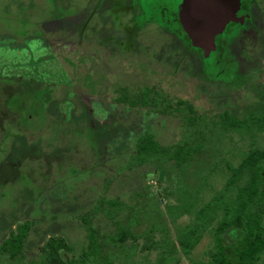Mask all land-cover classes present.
<instances>
[{"label": "trees", "instance_id": "1", "mask_svg": "<svg viewBox=\"0 0 264 264\" xmlns=\"http://www.w3.org/2000/svg\"><path fill=\"white\" fill-rule=\"evenodd\" d=\"M32 1L18 0L21 9L14 16L22 18L23 12H27L23 16L31 15L32 3L45 5L49 17L37 27L34 22L33 29L25 33L27 38H45V45L62 53V45H72L78 53L74 52L73 59L64 58L63 72L53 85L42 79L45 73L36 74L39 80L23 75L0 76V89H6L4 81L20 79L16 82L20 85L8 83L7 87L21 90L20 99H15L24 107H32L28 114L36 119L29 121L24 114V124L48 127L52 138L37 158L26 157L20 168H14L16 174L1 176L0 186L3 182L15 186L30 176L35 186L42 188L39 196L54 185H64L65 189L53 193L51 199L56 202L49 208L46 200L39 202L43 204L41 213L47 215L48 209L55 213L41 218L31 214L36 210V193L16 190L15 211L8 208L14 212L7 215L0 210V264H179V250L190 257L208 232L212 243L204 253L209 259L203 262L191 258V264H264V6L260 1H241L253 15L243 22H228L215 36V48L209 54L185 32L179 18L181 0L174 2L169 16L158 2L142 8L149 0H71L69 11L60 9L65 0ZM24 19V24L32 25L27 17ZM152 24L169 34L168 44L158 49L146 44L142 36ZM101 34L103 39H99ZM71 37H76L74 42ZM129 53L132 61L126 63ZM153 60L170 66L168 72L174 78L170 86H164L163 79L152 82L153 75L144 76L141 83L136 81L142 73L136 71L135 64L148 65ZM197 62L205 66L197 68L193 65ZM189 65L194 67L188 73ZM128 67L134 78L124 75ZM84 68L87 76L80 87L94 85L91 75L96 72L102 85L106 81L100 86V94L106 95L108 88L120 93L119 97L111 96L119 113L112 110L107 122L95 123L99 124L97 129L90 124L87 104L81 98L68 113L70 118L65 119L61 112V105H67L66 99L74 95L70 85L79 81L76 77ZM116 78L124 79L123 83H113ZM59 84L65 87L61 86L62 95L55 97L53 91ZM218 86L220 91L216 93ZM80 87L75 90L77 97ZM9 99L0 94L1 104L6 101L10 107ZM204 99L208 100L206 106ZM129 111H134L131 123L124 121L123 114ZM113 114H119L121 120L117 122ZM155 118L161 120L160 129L155 128ZM168 119L176 121L175 137L163 142L161 131ZM69 133L83 141L79 147L84 146L85 154L95 160L91 159L88 168L75 166L72 161L70 151H76L75 140L63 143ZM52 146L59 148L53 156ZM44 150L51 152L50 158H44ZM109 162L114 163L115 172L106 170ZM123 169L142 177L164 170V181H157L167 185L151 194L138 184L121 196L112 187L122 175L118 170ZM220 169L226 176L224 184L206 199L205 191L213 187L210 180ZM53 173L56 176L52 177ZM91 178L97 181L89 182L97 197L81 202L80 187ZM26 183L30 184L26 189L34 188L30 180ZM25 209L28 213L23 215ZM185 214L190 215V222L175 226L174 239L170 224H177ZM65 228L79 233L76 238L69 236ZM154 250L156 258L149 260L147 251Z\"/></svg>", "mask_w": 264, "mask_h": 264}, {"label": "rangeland", "instance_id": "2", "mask_svg": "<svg viewBox=\"0 0 264 264\" xmlns=\"http://www.w3.org/2000/svg\"><path fill=\"white\" fill-rule=\"evenodd\" d=\"M30 1H32V0H30ZM36 1L39 2V4H41L43 0H36ZM70 1L71 0H65V3L61 2L60 4H62V8H60V9L66 8V11H69L68 5L70 4L69 3ZM175 1L176 0H149V2H147V5H146V2H144V6L141 5V7L145 8L146 6H149V5L152 6L153 4L158 2L159 6L163 5V8L167 9L163 13L165 15L169 16V12L172 11L171 9H174L173 7L176 6V3H174ZM18 4H19L18 0H1L0 1V64L2 65L6 61L12 63V62H15L16 60H18L20 62L27 64L28 69L27 68L23 69V71H25L27 74H32V70L35 68V66H41L42 69L44 68L47 70L44 78L48 80V83L50 85H53V84L57 83V80L59 78L58 75L61 72H63L62 68H64V66L62 67V65L65 63L64 58L66 56H70V58L73 59V57L76 55L74 52L78 53L76 51L77 49L73 48L74 51L73 50L71 51L69 48L70 46L67 44L68 46L62 47L61 51H64L62 53V52H59V50L54 51L53 50L54 48L51 49L50 47H47V45H43L45 43V41H44L45 38L41 39V40H39L38 38H35V39L27 38V34L25 35V33L32 30L33 25L35 23H36L35 26L36 25L39 26L38 22L44 23L45 19H47V17H49V14L47 12L48 10L44 11L45 5L40 6L37 4V6H36V4L31 3V5H33V9H34V10L31 9V10H33L32 14L27 15V16H23V15L27 14V12L26 13L23 12V14H21L22 18L21 17L17 18L14 15L15 14L17 15V12H19L21 9V8L17 7ZM160 11H162V10H160ZM158 13H160V12H158ZM9 14H12V16H14L15 20L12 19V17ZM165 15H163V16H165ZM170 15H171V13H170ZM23 17L24 18L27 17V19H29L32 22V25L29 26L27 22L24 24L23 22L26 19H24ZM23 25H24V27H22ZM47 27H48V25H47ZM70 35H73V34L70 33ZM17 36H19V38H17ZM142 36H145L149 42L150 41L151 42L153 41L154 43L157 42L156 41V34L153 36L152 32H147V33L143 34ZM154 37H155V39H154ZM75 38L76 37L72 38L73 42H74ZM103 38H104V34H101L99 36V39H103ZM23 39L26 41L29 40L27 45L31 49H27V48L25 50L22 49L24 47L21 46L20 42H22ZM158 39H159V37H158ZM161 39L158 41L159 43L161 42ZM251 46H253V48H255L256 45H251ZM127 48H128V46H127ZM86 49L88 50V48H86ZM20 54L24 55V57L20 56ZM49 54H51L52 56L47 58V60H42V57H43L42 55H49ZM131 54H133V53H131ZM160 55H161V51H160ZM53 56L58 57L59 60L55 59ZM130 57L131 56L129 53L127 56H125L124 62L127 63V62H129V60L132 61V59H129ZM157 57H158V55H157ZM162 57H163V55H162ZM60 59H62V61ZM32 60H34L33 62L35 64H32ZM157 61L158 60H156V61L153 60L148 65L145 62H137L135 64L134 68L136 69L137 72L142 73V76L140 78L138 77L139 79L137 78V80L136 79H134V80L141 83L142 82L141 80L143 79L144 76L147 75L146 77H149L150 75H153V79H152L153 81L152 82L158 83V82H160V79H163L162 84L164 86H168V85L170 86L171 82H173V79H174L173 76L171 74H169V72H168V71H170V66L166 65L164 67L161 64L162 62H157ZM36 63H38V64H36ZM126 63H124V64H126ZM181 64H180V67H182ZM193 65L195 67L197 66V68H199L200 66H202V67L205 66L203 62H199V63L197 62V64L195 63ZM183 66H184V64H183ZM194 66L189 65L188 70H186V71L188 73L192 72V68ZM32 67H33V69H32ZM158 67H160L159 70L157 69ZM128 68H129V73H131V68L130 67H128ZM123 69H124V67L121 66V71H123ZM143 69H146V70H143ZM187 72H185V73H187ZM181 73H182V71L180 72V74ZM181 75L184 76L183 73ZM186 77L187 76H184L183 78H186ZM19 81H20V79H19ZM19 81H16V82H19ZM66 81L67 80L65 79V82ZM16 82L10 83V82L4 81L3 86L6 87V89H2V88L0 89L1 97L6 99L7 96H10L11 99H9V100H12V102L9 104L10 107H8V105L6 104L7 103L6 101L2 102V104L0 102V109L7 105V107L4 108V112L1 111V113H0V177L3 175L16 174V172H17L16 170L22 166V164L26 160L25 159L26 157L27 158H33V159L37 158L38 154L43 152V145L48 144V142H50V140L52 139V138L49 139L50 135H51L50 129L45 128L44 131H41L39 133L38 132L35 133L34 132V131H36L35 128H40V126H38L39 124H37V123H35V125L31 124V127H30V125H28V123L24 124V122H23L24 114H28V110L31 111L32 107L30 104H28V107H24L26 105H24L21 102H17L16 99H20V91L21 90L20 91H18V90L10 91L11 89L9 87H7L8 83H10L11 85L12 84L13 85L14 84L20 85V83H16ZM102 86H104V84ZM62 87H65V86H62ZM106 88L107 87H104V89H106ZM219 89L220 88L218 86L215 89V92L218 93L220 91ZM55 95H56L55 97L62 95V91L55 93ZM203 105L204 106L208 105V100L203 101ZM18 108L21 109V111ZM25 108H27V109H26V111L23 112V110ZM1 110H3V109H1ZM12 110H14V111H12ZM61 111L62 112L67 111V107L65 104H63V106L61 105ZM8 115L10 116L9 118H8ZM27 118L29 121L36 119L35 116L32 117L30 114L27 115ZM165 123L167 124V127H164L162 132H161L162 133V140H163V142H171L175 137L173 126L176 124V121L174 119H168V121L166 120ZM26 126H27V128H26ZM26 130L33 132V137L31 136L30 140L25 139L26 137L24 135L26 133L25 134L21 133V132H24ZM71 132L75 134L74 131H71ZM70 133H69V135H70ZM72 133H71V135H72ZM71 135L67 136V137L66 136L63 137V143L64 142L70 143L71 140H75L74 146H75L76 151H74V150L70 151L71 159L73 162H75L76 166L81 167L83 169H86V168H88V166H90V164L92 162L91 161L92 157L85 154L86 151L83 148L84 146H80L82 148L79 147V145H83V141H81L79 139V137H73L75 135H73V136H71ZM70 137H72V138H70ZM20 138L24 139L23 142H21ZM40 138H42L41 141H39ZM25 141L28 143H26ZM57 149L59 150V148H57ZM57 149L55 148V146L54 147L52 146V150H51V152L53 151L52 153L44 150L46 152L44 158L47 159L49 157L50 153L52 154V156L56 152L58 153ZM225 155H228V154L226 153ZM219 156H221V155H219ZM227 157H230V154ZM4 160H7V161H4ZM92 160H94V159H92ZM5 162H7L6 165H5ZM20 162H21V165L19 164ZM32 167H34V165H32ZM38 167L39 166H37L35 168H38ZM110 167H112V169H108ZM113 167H114L113 162H109L105 166L107 171L112 170L113 172H115ZM14 168H16V170ZM80 173H82V171ZM117 173H122V175L120 176L122 179L119 177V180H116L117 184L114 183L112 190L116 191V192L118 191L121 196H126V194L128 192H130V191H127V189H130L134 185H138V184H140L139 186L141 188H143L144 191L150 192L151 194L155 193L156 191H160L161 189H163L164 186L167 185L166 182H164L163 184L158 183L154 178V176H155L154 173H148L144 177H142L140 174H137L134 171H128L126 169H123L120 171L118 170ZM68 174H70V173H68ZM130 174H131V176H130ZM53 176H56V173L55 174L53 173L52 177ZM225 177L226 176L223 174L221 169L217 170L214 173V175L212 176V178L210 180L211 185L213 187L210 189L208 188L207 191H205V198L206 199L209 198L217 188H220L224 184ZM2 179L3 178L0 179V182L3 181ZM31 179L33 180V177H30V176L27 177L26 176L20 184L13 186L15 184L14 183L13 185H11L9 187L6 186L7 182L1 183V186H0V210L2 212L4 211L5 213H7V215H9L11 210H9L8 208L13 209L15 211V205L13 204V200H14L13 198L17 194L16 190L18 191V189H22V191H24V193H27V191H33L36 193L34 195L35 196L34 202L36 203L34 205L36 206V210H34V213L31 212V214L35 218H37V217L41 218L42 215L46 217L50 212L52 215L55 214V213H52V211H50V209L47 210V215L45 212L41 213L40 207H42L43 204L40 205L39 202L41 200H44V201L46 200L45 202L47 204V207L49 208L52 203L54 204L56 202L55 199H51V197L53 196V193L56 194L57 192L58 193L62 192V190L65 189L64 188L65 186L64 185H62L60 187H58L59 185L51 186L52 188H49L46 192L45 191L42 192L41 196H39L38 193L42 190V188L35 186L34 182ZM28 180H30L31 183L34 184V188L32 189V187H31V190L26 189L30 185V184L26 183V181H28ZM121 180H122V182H119ZM95 181L96 180L91 178L89 180L88 179L85 180L82 183V186L80 187L82 189H80V191H79V193H80V200L79 201L82 202L83 200L87 201L90 199H94V200L96 199L97 196L96 197L94 196V194L96 192L94 189L90 188V184H89V182L94 183ZM100 183H101V180H98V184H100ZM23 189H26V190H23ZM83 189H86L87 191L85 192ZM168 199H170L171 201L174 200L173 197H170ZM83 204H86V206L88 205L86 202ZM11 206H14V208ZM162 208H164L163 204H162ZM6 209L8 211H5ZM14 211H11V212H14ZM27 213L28 212L25 209L23 215H25ZM69 214H71V213H69ZM189 222H190V215L185 214L184 216H182L181 218L178 219L177 224H170L172 237L174 239L176 238L175 226L182 227L183 225H185L186 223H189ZM44 223L45 222H43L42 225H44ZM72 229L73 228H70V229L65 228L64 231L69 230V232H68L69 236L71 234L75 237V235H77L79 233V231H75ZM71 231H74V232H71ZM211 243H212V234L208 232V233H205L201 237L199 243L193 249L190 257H186L185 254L183 253V251L180 249L178 252L180 255V263L179 264H191V258L195 259V260L200 259V260H203V262H205L207 259H209V257L207 254L204 253V251L206 249H208V247L211 246ZM147 253H148V259L149 260H153L156 258V253H157L156 250L147 251ZM258 264H261V262Z\"/></svg>", "mask_w": 264, "mask_h": 264}, {"label": "flooded vegetation", "instance_id": "3", "mask_svg": "<svg viewBox=\"0 0 264 264\" xmlns=\"http://www.w3.org/2000/svg\"><path fill=\"white\" fill-rule=\"evenodd\" d=\"M241 1L242 0H240V3H241ZM260 1V3L264 6V1H262V0H259ZM182 2H183V0H181L180 1V8H179V18H180V21H181V23H182V26H183V28H184V30H185V32L187 33V35L191 38V36H190V33H189V31L185 28L186 26L184 25V23H183V20H182V15H183V6H182ZM248 9H249V11H251V8L249 7H247L246 5H242V3L240 4V7L237 9V11H236V15H235V17L238 19V21H236V22H243L244 21V18H246V17H248V16H251V15H253V13L252 12H249L248 11ZM232 22V21H231ZM147 32H152V34H153V36L156 34V43H154L153 41L151 42H149L148 40H147V38L145 37V36H143V38H144V40H145V43L146 44H148L149 46H153V47H155V48H161L164 44H168V39H169V34L167 33V32H165V31H163V30H160L159 29V27H157V26H155L154 24H152V25H149L144 31H143V34H145V33H147ZM217 35V34H216ZM158 37H159V39H158ZM35 38H38L37 36H34V37H32V39H35ZM162 38V39H161ZM29 39H31V38H29ZM39 40H41L40 38H38ZM154 39H155V37H154ZM158 39V40H157ZM161 39V42L159 43L158 41ZM192 39V38H191ZM25 41V43L26 44H22L21 42H20V44H21V46L22 47H24V48H22V49H31L28 45H27V43H28V41H26V40H24ZM24 41H22V42H24ZM155 41V40H154ZM192 41H193V39H192ZM193 43H194V41H193ZM41 44V43H40ZM43 44V43H42ZM43 45H45V43L43 44ZM63 47L65 46V45H62ZM70 47V50H73V46L72 45H69ZM47 47H49V46H47ZM51 49H52V45H51V47H50ZM54 51H56V48H54L53 49ZM20 56H22V57H24V55H22V54H20ZM44 58H45V56H47V55H42ZM54 58H55V56H53ZM68 57H70V56H68ZM150 58H152V57H150ZM44 60H47V59H44ZM62 60V59H61ZM26 63H23V62H20V61H18V60H16L15 62H12V63H10V62H8V61H6L4 64H0V76H7L8 78L9 77H12V76H21V75H24L23 77H26V78H28V76L29 77H33V78H35V80H39V78H36V76L38 75L39 76V74H42V73H45L46 74V72H47V70L46 69H42V67L41 66H35V68H37L36 70V72H33L32 74H27L25 71H23V69L24 68H27V64L25 65ZM35 64V63H34ZM36 64H38V63H36ZM44 64V63H43ZM45 65V64H44ZM34 67V66H33ZM32 67V68H33ZM77 68V67H76ZM15 69V70H14ZM28 69V68H27ZM33 71V70H32ZM78 71V70H77ZM87 70L84 68L83 69V72L81 71V72H79L78 73V78L76 77V79L77 80H79L77 83L75 82L74 84L72 83L71 85H70V89L73 91V93H74V95H71V97L69 98V99H66V102L68 103V105H66V107H67V111L66 112H62V115H63V117L65 118V119H68V118H70V114L68 115V113H71V111H72V108H73V104L75 105L76 104V102H77V98H81L86 104H87V107H88V113L90 114V117H91V125H93V126H96V129L98 128V126H99V124L101 123V122H107V119L109 118L108 116L110 115V112L112 111V110H116V112L117 113H119V109H118V105L117 106H115V99H112L111 98V96L113 95L114 97H119L118 95L120 94L119 92H114L113 91V89L112 88H108L107 90H108V93H106V95H104V94H100V92H101V88H100V86L102 85V83H101V81H99L100 80V78L98 77V76H96V75H99V74H97L96 72H94L92 75L91 74H89V75H91L92 77H94L93 78V80L95 81H92L93 83L92 84H94V85H91V86H82V87H80L79 86V84L82 82H84L85 83V80H86V76H87V72H86ZM128 72V71H127ZM129 73V72H128ZM124 74V75H126L127 77L128 76H130L131 78H134L135 76L134 75H131L130 73L129 74ZM37 74V75H36ZM45 74L43 75V76H45ZM60 76L61 75H58V77L60 78ZM64 76H69V74H67V73H64ZM96 76V77H95ZM116 76V75H115ZM120 76V75H119ZM58 78V79H59ZM69 78V77H68ZM42 79H44L45 80V78L43 77ZM123 80L124 79H120L119 78V80L116 78L115 80H114V82L113 83H120V81H122V83H123ZM104 84L106 83V81H104L103 82ZM35 87H37L38 85H34ZM61 86H62V84H59L58 86H56L55 87V89H54V91H53V95L54 96H56L55 95V93H57V92H60L61 91ZM78 87H80L79 89H80V96L78 95V97L75 95V90L78 88ZM109 96V97H108ZM121 105H122V103H121ZM76 106H78V105H76ZM75 106V107H76ZM134 111H131V113H130V111H129V113L127 114V115H125L126 113H124L123 115H124V121L125 122H128V123H131V119H132V117H134V113H133ZM119 115V114H118ZM118 115H116V114H113L112 115V118H114L117 122L118 121H120L121 120V116H118ZM114 119H110V120H108V121H111V120H114ZM95 123H99L98 125L96 124L95 125ZM161 123V120H159V119H157V118H155V128H159L160 129V126H159V124ZM35 125V124H34ZM61 125H63V122H62V124ZM86 125V124H85ZM69 127V129L68 130H70L71 129V127L70 126H68ZM45 128H48V127H40V128H35V130L36 131H34L35 133L36 132H41V131H44V129ZM49 129V128H48ZM162 132V131H161ZM26 133V134H25ZM24 134H25V137L27 138V140H30V137L32 136L33 137V132L32 131H26ZM41 139L42 138H40L39 139V141H41ZM71 160V159H70ZM75 166H76V164H75ZM160 171H164V170H157V171H155V176H154V178H155V180L157 181V180H160V181H164V177H165V172H164V175H163V177L160 179L159 178V172ZM151 173H153V172H151ZM148 174V173H147ZM158 182V181H157ZM164 183V182H163ZM165 187V186H164ZM162 190V189H161ZM156 192H158V191H156ZM17 216H19V214L17 215ZM3 219V216H1L0 215V225H2V223H1V220ZM17 221L11 226L12 228H15L16 227V224H17V222H18V218L16 219ZM3 231H2V228L0 227V235H1V233H2Z\"/></svg>", "mask_w": 264, "mask_h": 264}, {"label": "water", "instance_id": "4", "mask_svg": "<svg viewBox=\"0 0 264 264\" xmlns=\"http://www.w3.org/2000/svg\"><path fill=\"white\" fill-rule=\"evenodd\" d=\"M182 20L194 43L209 54L215 48L214 38L235 17L240 0H183ZM164 171L159 172V178Z\"/></svg>", "mask_w": 264, "mask_h": 264}]
</instances>
